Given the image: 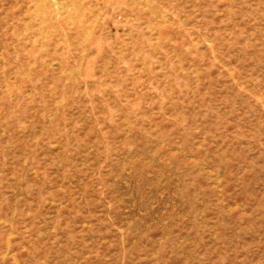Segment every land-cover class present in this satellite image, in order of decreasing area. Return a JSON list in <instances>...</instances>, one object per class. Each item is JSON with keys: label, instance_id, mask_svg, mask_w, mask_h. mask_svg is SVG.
<instances>
[{"label": "rangeland", "instance_id": "374dc122", "mask_svg": "<svg viewBox=\"0 0 264 264\" xmlns=\"http://www.w3.org/2000/svg\"><path fill=\"white\" fill-rule=\"evenodd\" d=\"M0 264H264V0H0Z\"/></svg>", "mask_w": 264, "mask_h": 264}]
</instances>
